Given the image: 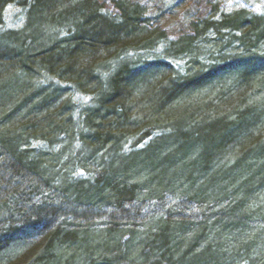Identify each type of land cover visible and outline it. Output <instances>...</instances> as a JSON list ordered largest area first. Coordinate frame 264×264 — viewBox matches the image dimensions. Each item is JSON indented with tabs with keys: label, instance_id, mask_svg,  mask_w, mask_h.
Listing matches in <instances>:
<instances>
[{
	"label": "trees",
	"instance_id": "trees-1",
	"mask_svg": "<svg viewBox=\"0 0 264 264\" xmlns=\"http://www.w3.org/2000/svg\"><path fill=\"white\" fill-rule=\"evenodd\" d=\"M100 1L0 0V23L27 8L0 32V264H264V18L193 21L167 56L195 61L206 29L234 53L181 75L129 57L161 37L138 1ZM156 199L166 211L121 247L118 217Z\"/></svg>",
	"mask_w": 264,
	"mask_h": 264
},
{
	"label": "rangeland",
	"instance_id": "rangeland-1",
	"mask_svg": "<svg viewBox=\"0 0 264 264\" xmlns=\"http://www.w3.org/2000/svg\"><path fill=\"white\" fill-rule=\"evenodd\" d=\"M126 1L132 0H102L101 4L104 6V11L113 15L117 13L115 8L117 2L122 4ZM138 1L142 9L144 10V16L149 25L150 33L153 35L161 36L155 49L140 50L129 54V57L138 63H143L147 59L158 58L162 61H166L172 67V72H178L184 75L188 70H195L201 67L202 64L209 62H221L224 59L229 58L234 53L233 46L235 42L231 41V37L226 32L221 34L212 33L209 29L199 32L195 40L197 41V51H200L201 56L197 57L195 61L191 59L189 55L185 53L166 55V48L173 44L175 40L185 34L191 33V24L193 21H200L201 18H218L222 14L232 13L234 11L244 9L250 16L260 15L264 18V0H134ZM118 6V5H117ZM26 10L27 8L17 4L9 3L3 10V18L0 23V32L7 30H20L24 27L26 22ZM264 20V19H263ZM209 30V31H208ZM225 34V35H224ZM264 50V43L263 48ZM50 79V78H49ZM59 83V81H58ZM62 85L70 86L68 83H62ZM225 87H229L228 82ZM72 93V92H71ZM214 92L210 93L212 97ZM209 95V94H206ZM73 103L75 104L74 115H80V110L83 106L91 101V96L81 92H75L72 95ZM75 116V117H76ZM133 139L129 140L124 145V150L128 151L130 148H139L143 146L145 142H141L138 146H132ZM94 166V165H92ZM68 172H72V175L81 178H89V172L84 169L83 165L77 164L72 168V164L66 167ZM153 202L144 203L141 207L142 210L137 213L132 211L129 214L119 216L118 220L121 221L122 229L117 233L121 247L134 238H141L140 232L143 231L142 221L149 215H158L159 213L166 211L168 202H159V199L152 200ZM135 209V208H134ZM101 216L97 217L95 227L98 229L109 225L107 221L110 219L106 212L100 211ZM116 223V222H115ZM113 227V226H112ZM135 240V239H134ZM124 251V250H123ZM123 260V259H122Z\"/></svg>",
	"mask_w": 264,
	"mask_h": 264
}]
</instances>
